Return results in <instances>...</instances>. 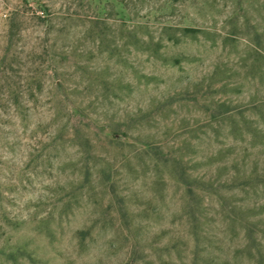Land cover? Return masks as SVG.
I'll use <instances>...</instances> for the list:
<instances>
[{
    "label": "rangeland",
    "instance_id": "374dc122",
    "mask_svg": "<svg viewBox=\"0 0 264 264\" xmlns=\"http://www.w3.org/2000/svg\"><path fill=\"white\" fill-rule=\"evenodd\" d=\"M264 263V0H0V264Z\"/></svg>",
    "mask_w": 264,
    "mask_h": 264
},
{
    "label": "trees",
    "instance_id": "16d2710c",
    "mask_svg": "<svg viewBox=\"0 0 264 264\" xmlns=\"http://www.w3.org/2000/svg\"><path fill=\"white\" fill-rule=\"evenodd\" d=\"M258 264H264V263L262 262V260H260Z\"/></svg>",
    "mask_w": 264,
    "mask_h": 264
}]
</instances>
